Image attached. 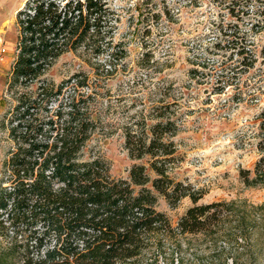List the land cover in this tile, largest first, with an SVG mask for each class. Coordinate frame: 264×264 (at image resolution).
Masks as SVG:
<instances>
[{
  "label": "rangeland",
  "instance_id": "obj_1",
  "mask_svg": "<svg viewBox=\"0 0 264 264\" xmlns=\"http://www.w3.org/2000/svg\"><path fill=\"white\" fill-rule=\"evenodd\" d=\"M22 2L0 0V119L9 115L21 91H33L38 84L34 79L6 89L17 33L15 11ZM105 5L115 45L95 55L64 51L40 77L53 88L69 78L57 97L63 102L86 99L87 112L97 117L100 128L90 133L83 156L100 155L113 176H126L131 162H138L122 146L121 127L130 116L148 117L152 105L162 103L164 115L174 121L175 160L168 173L190 184L196 200L186 194L170 206L157 195L154 207L168 225L143 233L133 264H264V184L245 185L238 172L251 169L264 154L261 1L105 0ZM117 47L122 49L116 50L118 56L110 57ZM242 47L248 50L242 53ZM77 71L82 85L70 78ZM11 145L0 124L4 184H10L4 160ZM210 201L226 207L218 224L194 232L176 227L187 206ZM4 219L0 210V254L11 244L13 230ZM17 227L19 238L22 227ZM0 264L22 263L0 257Z\"/></svg>",
  "mask_w": 264,
  "mask_h": 264
},
{
  "label": "trees",
  "instance_id": "obj_2",
  "mask_svg": "<svg viewBox=\"0 0 264 264\" xmlns=\"http://www.w3.org/2000/svg\"><path fill=\"white\" fill-rule=\"evenodd\" d=\"M106 14L105 0H23L15 11L17 33L6 89L34 79L38 84L33 91H21L9 115L0 119L12 141L4 160L10 184L0 182V209L13 229L11 244L0 257L22 264H133L143 233L168 225L154 207L157 195L170 206L186 194L196 200L190 184L168 173L175 160L171 135L176 126L164 115L165 104H153L148 117L140 113L124 122L122 146L138 162H131L126 176H113L100 155L83 156L90 133L100 128L97 117L87 112L86 99L63 102L57 97L69 78L53 88L40 77L64 51L95 55L114 46ZM243 47L242 53L248 50ZM117 49L122 50H110L109 56H118ZM80 75L77 71L70 78L82 85ZM238 172L245 185L264 184V154L251 169ZM225 211L220 201L192 203L176 227L206 230ZM17 226L22 227L19 238Z\"/></svg>",
  "mask_w": 264,
  "mask_h": 264
},
{
  "label": "built area",
  "instance_id": "obj_3",
  "mask_svg": "<svg viewBox=\"0 0 264 264\" xmlns=\"http://www.w3.org/2000/svg\"><path fill=\"white\" fill-rule=\"evenodd\" d=\"M4 51V47L3 46H0V52H3ZM9 206V203H7V207ZM2 210V209H0ZM3 211V210H2Z\"/></svg>",
  "mask_w": 264,
  "mask_h": 264
}]
</instances>
